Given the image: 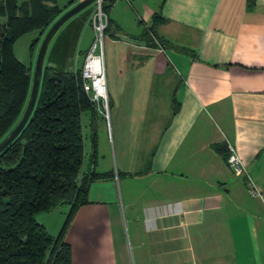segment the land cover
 Wrapping results in <instances>:
<instances>
[{"label": "crops", "instance_id": "0c3cea01", "mask_svg": "<svg viewBox=\"0 0 264 264\" xmlns=\"http://www.w3.org/2000/svg\"><path fill=\"white\" fill-rule=\"evenodd\" d=\"M154 14L164 46L138 37ZM108 15L109 119L82 112L111 174L66 229L71 264H264V200L247 190L264 192V0H114Z\"/></svg>", "mask_w": 264, "mask_h": 264}, {"label": "trees", "instance_id": "16d2710c", "mask_svg": "<svg viewBox=\"0 0 264 264\" xmlns=\"http://www.w3.org/2000/svg\"><path fill=\"white\" fill-rule=\"evenodd\" d=\"M113 1H101L104 33L111 35L116 31L108 15ZM94 6L91 3L67 19L49 41L33 110L18 135L0 151V264H71L66 229L76 209L87 202L90 182L111 174L95 169L94 136L88 167L82 169L81 113L94 109L81 84L86 50L81 61L74 57ZM63 11L56 0H0V139L20 118L31 87L30 67L17 58L13 43L37 29L40 35L32 40V49ZM159 16L154 14V22L138 36L150 46L165 45L154 28ZM220 146L226 158L229 150ZM58 205L69 208L52 235L35 215Z\"/></svg>", "mask_w": 264, "mask_h": 264}, {"label": "built area", "instance_id": "2783aa9c", "mask_svg": "<svg viewBox=\"0 0 264 264\" xmlns=\"http://www.w3.org/2000/svg\"><path fill=\"white\" fill-rule=\"evenodd\" d=\"M101 1L95 0L94 10L91 16L93 38L83 56L81 64V84L93 105L94 111L101 114L106 121L109 119V97L105 81V67L103 57L105 15L101 11ZM228 155L226 163L236 175H246V168L233 148L228 144ZM248 178V177H247ZM247 190L250 196L259 197L264 200V192L248 178ZM264 224V215L262 216Z\"/></svg>", "mask_w": 264, "mask_h": 264}, {"label": "rangeland", "instance_id": "374dc122", "mask_svg": "<svg viewBox=\"0 0 264 264\" xmlns=\"http://www.w3.org/2000/svg\"><path fill=\"white\" fill-rule=\"evenodd\" d=\"M56 1L60 6H62L68 0H56ZM139 29L140 30L143 29V25H139ZM39 35H40L39 30L32 29V30H29L19 35L13 43V52L15 53V55L17 56L19 60H21L24 64L30 67L31 74L33 72L35 57H36L42 37L40 36L39 41L32 47V49L30 48V44L32 40L36 37H39ZM92 38H93V28L90 24L86 23L82 28L79 41L77 42L78 45L76 46V51H75L76 61L77 59L78 61H81L82 59L81 52L84 51V48L86 47V45H88L89 42L92 41ZM86 112L87 111L82 112L81 114V125H82V136H83V147L87 153V158L89 160V154H90L89 149L91 147V144H90L91 136L94 131H95V143L97 145V148H98V137L100 135V141H99L100 150L98 152L99 155L102 154L101 149L104 148L103 144L104 145L105 143L108 144V147H109L108 152H111V146L108 140V136L106 135V132L105 133L102 132L103 135L105 136V140H104V138L103 139L101 138L102 135L100 134V130L99 132H97L94 128H93L94 130H92V127L89 124V120L86 117V114H87ZM102 120L104 122L106 121L103 118ZM99 121L100 120H98V118L96 117L95 123L98 124ZM96 154H97V151H96ZM84 155H85V152H84ZM104 163L105 162L103 161V164ZM68 208H69L68 205H58L49 211H40L36 213L35 218L37 221H39L45 226V228L50 234L55 235L57 234V232L59 231L61 227L59 225L62 224L65 219V216L68 212Z\"/></svg>", "mask_w": 264, "mask_h": 264}, {"label": "water", "instance_id": "95a60500", "mask_svg": "<svg viewBox=\"0 0 264 264\" xmlns=\"http://www.w3.org/2000/svg\"><path fill=\"white\" fill-rule=\"evenodd\" d=\"M95 0H78L69 7H67L61 14L55 18V20L48 26L45 33L43 34V37L41 39L36 57L34 62V68L32 72V78H31V87L29 91V95L27 98L26 105L24 107V110L20 116V118L17 120V122L14 124V126L8 131V133L0 139V151L3 150L20 132V130L23 128L25 123L27 122L38 93L39 84H40V78L43 68V63L45 59V55L47 52L48 44L53 35L56 33V31L59 29V27L71 16L76 14L78 11L86 7L87 5L93 3Z\"/></svg>", "mask_w": 264, "mask_h": 264}]
</instances>
